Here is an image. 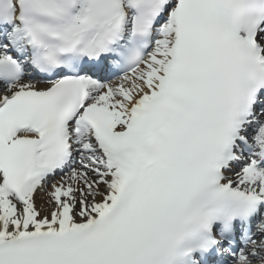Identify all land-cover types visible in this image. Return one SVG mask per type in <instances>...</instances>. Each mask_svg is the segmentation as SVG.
I'll use <instances>...</instances> for the list:
<instances>
[{
  "label": "snow or ice",
  "instance_id": "snow-or-ice-1",
  "mask_svg": "<svg viewBox=\"0 0 264 264\" xmlns=\"http://www.w3.org/2000/svg\"><path fill=\"white\" fill-rule=\"evenodd\" d=\"M0 264H264V0H0Z\"/></svg>",
  "mask_w": 264,
  "mask_h": 264
},
{
  "label": "bare ground",
  "instance_id": "bare-ground-1",
  "mask_svg": "<svg viewBox=\"0 0 264 264\" xmlns=\"http://www.w3.org/2000/svg\"><path fill=\"white\" fill-rule=\"evenodd\" d=\"M38 203H39V200H38Z\"/></svg>",
  "mask_w": 264,
  "mask_h": 264
}]
</instances>
